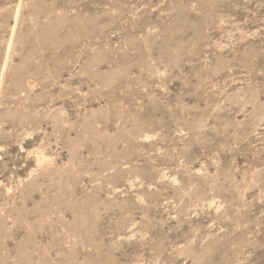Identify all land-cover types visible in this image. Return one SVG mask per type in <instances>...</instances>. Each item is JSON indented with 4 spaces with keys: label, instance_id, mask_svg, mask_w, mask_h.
I'll return each instance as SVG.
<instances>
[{
    "label": "rangeland",
    "instance_id": "1",
    "mask_svg": "<svg viewBox=\"0 0 264 264\" xmlns=\"http://www.w3.org/2000/svg\"><path fill=\"white\" fill-rule=\"evenodd\" d=\"M0 264H264V0H0Z\"/></svg>",
    "mask_w": 264,
    "mask_h": 264
}]
</instances>
